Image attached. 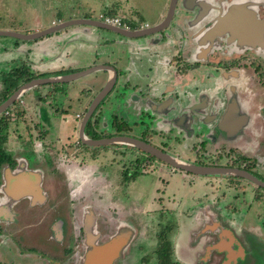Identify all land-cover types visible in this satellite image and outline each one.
<instances>
[{
	"label": "flooded vegetation",
	"instance_id": "af4514ba",
	"mask_svg": "<svg viewBox=\"0 0 264 264\" xmlns=\"http://www.w3.org/2000/svg\"><path fill=\"white\" fill-rule=\"evenodd\" d=\"M170 1L153 23L134 21L122 11L118 15L126 22L123 26L112 25L110 30L91 26L101 31L93 42L83 38L89 31L67 40L57 38L60 30L29 39L0 35L15 39L0 43H17L6 46L5 54L20 48V43L117 45L116 53L104 47L97 50L94 59L103 62L64 73H80L76 79L87 80L101 72L107 80L101 84L96 79L93 86L99 89L92 87L81 95L62 93L60 86L68 88L70 81L47 90L45 84L34 88L40 108L63 100L70 107L76 103L75 113L64 112L74 136L55 137L51 145L46 137L30 136L37 153L33 167L21 154L28 149L26 145L16 148L15 155L9 146L15 164L5 165L0 173V264H81L87 250L88 222L94 224L99 245L121 233L126 236L113 264H226L228 249L215 245L232 242L235 253L242 254L231 264H264V237L254 224L261 214L251 212L254 203L264 199V187L235 173L264 182V52L224 39L198 43L185 25L194 23L200 8L186 9L191 3L177 0L176 13L171 12L170 18ZM234 1L239 0H215V12L194 26H212L215 13ZM251 2L264 19V0ZM102 14L38 22L25 32L10 26L0 31L40 34L71 20L103 22ZM77 25L85 24L64 30ZM29 58L0 76V105L25 83L52 77L36 75L30 70L35 63ZM225 70L236 71L227 79L226 72L221 77ZM24 98L14 102L25 105L23 109L7 114L8 108L0 114V120L8 121L5 133L21 119L25 132H38L27 117L30 110ZM166 107L171 120L164 122ZM37 112L36 108L32 111ZM105 113L110 114L111 124ZM87 118L85 138L105 144L82 141L81 127ZM144 146L168 156L170 162ZM40 147L46 150L39 153ZM180 163L231 173L196 174L174 166ZM179 176L190 178L188 184L196 182V177L205 179L202 195L195 197L200 192L195 188L184 193L172 181ZM220 216L238 230L228 227ZM225 230L231 242L225 241Z\"/></svg>",
	"mask_w": 264,
	"mask_h": 264
},
{
	"label": "water",
	"instance_id": "95a60500",
	"mask_svg": "<svg viewBox=\"0 0 264 264\" xmlns=\"http://www.w3.org/2000/svg\"><path fill=\"white\" fill-rule=\"evenodd\" d=\"M185 3H191L190 8L187 7L186 9L194 10L195 8H200L197 16L195 17L194 23L195 24H201L202 19L210 16L212 13H214L215 9L213 8L216 6L215 0H181ZM251 0H239L234 1L230 3L226 10L224 8H221L220 10L215 13V16L212 19L213 25L210 27L203 26L202 28L198 29L197 25L194 26V23L190 21L188 25H185V29L188 30L191 39L196 40L198 43H217L219 39H224L228 43H238L241 47L244 45H249L250 47H258L262 49L264 52V19L259 18L256 10H254L251 6ZM177 4V0H171L169 5V13L168 17H172L169 14L172 12L173 14L176 13L175 5ZM211 8L213 10H211ZM75 24H88L91 26H95L101 29L110 30L112 25L106 24L105 22H100L99 20L95 19H77V20H71L67 22H63L60 24L61 26L58 28H52L47 31H42V33L37 34L35 32H31L29 34L26 33H15L13 31H0V35H10V36H16L20 38H34L41 35H44L46 33H51L54 31H62L64 30V27H68L69 25H75ZM190 25V28H189ZM198 29V30H197ZM195 30V31H194ZM203 48H206L203 46ZM30 54V52H28ZM93 70H90L88 72H91ZM236 70H229L224 71L221 73V77L225 76L228 79V77H231L232 73H234ZM80 77V73H73V74H63L62 76L53 75L52 77L45 78V79H35L28 83H25L23 86L19 87L6 101H4L0 105V114L7 110L15 101L20 99L25 93L28 91L34 89L35 87L44 85V84H55V83H66L69 81H72L76 78ZM114 83L112 84V86ZM111 86V87H112ZM110 87V88H111ZM107 89V87H106ZM149 104V102H148ZM261 104V101L258 103ZM263 113H264V95H263ZM168 105V104H167ZM166 105V106H167ZM154 105H151V107ZM169 107H166V112L163 115L162 118L164 122H167L171 120L170 117V110H168ZM90 116V115H89ZM89 118V117H88ZM88 118L83 121L82 127H81V133L80 137L82 138V141L85 144H105L103 141H92L87 140L84 135V128L88 121ZM264 120V118H263ZM121 141H128L127 139H121ZM133 143V141H132ZM138 146H143L138 142H135ZM145 149L149 150L150 152L156 154L159 158L170 162V158L164 154H161L159 152H156L154 148H149L147 146H144ZM178 168H182L185 170H189L191 172H194L196 174H210V173H231L230 171L226 170H208L206 171V168L202 169H196L190 165L180 163L177 165ZM236 174L245 176L252 180L255 184L261 185L264 187V182L259 180L258 178L250 175L246 176L244 173L240 171H235ZM94 224L93 222H88L86 224V230L88 234L87 238V250L84 258L82 259L81 264H113L114 256L117 253V250L119 249V244L123 241L124 237H126L124 234H119V236L113 237V239L109 242H107L104 245H99L97 242V234L93 230ZM229 259L226 260V264H231L235 257L234 255H228ZM237 262V261H235Z\"/></svg>",
	"mask_w": 264,
	"mask_h": 264
},
{
	"label": "rangeland",
	"instance_id": "374dc122",
	"mask_svg": "<svg viewBox=\"0 0 264 264\" xmlns=\"http://www.w3.org/2000/svg\"><path fill=\"white\" fill-rule=\"evenodd\" d=\"M166 2H168V0H0V29L10 26L16 29L17 31L20 30L19 32H22L21 30L25 32L24 30L25 28H32L30 26L36 25L38 22H47L49 24L52 20L58 21L60 20V18H65L68 14H73L75 12H79L80 15L82 16L89 15L90 17L91 16L99 17L101 13L108 14L110 12L109 10L111 9L110 6H114L117 12H122V11H127V10L134 12V14L138 16V17H135V19L147 20L148 22L153 23L154 21L158 19L157 16L161 12L160 11L161 5L165 4ZM105 4L108 5V7H105ZM122 6L124 8H122ZM1 40L13 41L15 39L13 37L0 36V41ZM25 44L29 45L30 43L29 44L23 43V45ZM10 45L12 47H15L17 43H0V53H2L0 56V68L3 69V70H0L1 77H3L4 74L7 75L13 68L18 67V66L21 67V60L26 57V54H28L27 50H25V52L24 51L19 52V47L14 52H11L10 54H5L3 52L4 47L10 46ZM28 56H30V54ZM30 70H33V69H30ZM54 85L55 84L53 85L45 84L44 86L45 90H47L48 88H52V87L55 88ZM24 100H25V104L26 102L27 104L29 103L28 96H26ZM63 103H66V102H63ZM60 104L61 102L53 103L51 105L56 107V106H60ZM63 105L64 106L62 107L65 108V111L67 109L70 113H75L74 112V110H76L75 104L73 105L74 107L73 106L70 107L71 105L69 104L67 105L63 104ZM24 106L25 105L21 103L19 104V102L13 103L9 107V111H11L12 114H15L16 109L18 110L21 108L23 109ZM46 108L47 106H43V109H42L43 114H45ZM21 112L23 113V111ZM120 114L123 115L122 112H120ZM34 115L36 114H33V117ZM59 115L61 116V114ZM104 115L107 118H109L108 121L111 124L110 114L105 113ZM52 116L53 115L50 114L47 117L51 119V122L53 123L54 121L52 119ZM27 117L31 118V112L27 114ZM28 124H31L29 120H28ZM22 125H24L22 122V119H21V122L18 124L11 123L9 125V130H7L9 131L8 139L3 146V150L5 151V153H7V155L9 152H10L9 154H12V151L9 150V146L11 149H13V147L16 146V140H13L14 139L13 136L14 137L17 136L16 131H21L22 136H21L20 141H23V144L28 147V149L25 151H22L21 154H23L26 157V160H28L29 162V166L33 167L36 165L37 153L34 152V149L36 147L33 145V149H32V145L29 140H30V136H35L36 134H34V132L30 134L25 132V129L21 127ZM66 126H68L69 129H70V126L72 128V124L70 120L68 121ZM17 127H21V128H17ZM109 127H111V125ZM45 129H46V133H45L46 140L50 144L52 143L53 138L57 136L58 130L55 127H47ZM73 136L74 134L72 130L70 129L69 137H73ZM17 146L23 148L21 145L20 146L17 145ZM45 150L46 148L44 147L38 148L39 153L40 152L43 153ZM16 151H17L16 149L13 151L14 155L16 154ZM43 159L47 160L48 157L43 156ZM40 167H43V165H40ZM189 179L190 178H188L187 180H184L179 176L176 179H173L172 181L175 185H180L184 193H186V191L190 192V188H195V189H198V191H200V192H196L195 197H197L198 195H202L201 192L205 189L204 188V183H206L205 179H203L202 177H199L200 179L199 182L191 181V183L188 184L190 181ZM175 188L176 187H174V189ZM207 189H209V187ZM233 193H235V191L230 192L231 195ZM232 200L235 202L234 199ZM256 202L252 206L251 212L257 213L259 215L261 214V218L258 221H256L254 224L259 226L258 229L262 232L263 237H264V199H261L259 203H256ZM232 207L238 208L239 205L234 204L232 205ZM237 216H241V215H237ZM220 219H223V221L227 224L228 227L234 229L235 231L238 230L236 225H233L231 222H228L229 219L225 218L224 216H220ZM258 236L254 235V237H258ZM258 239L261 240V237H258ZM253 258H255V256ZM259 262L261 264L262 261H259ZM246 263H249L248 259L246 260Z\"/></svg>",
	"mask_w": 264,
	"mask_h": 264
},
{
	"label": "crops",
	"instance_id": "0c3cea01",
	"mask_svg": "<svg viewBox=\"0 0 264 264\" xmlns=\"http://www.w3.org/2000/svg\"><path fill=\"white\" fill-rule=\"evenodd\" d=\"M167 3L168 2L161 5L160 11H162L163 9H165L167 7ZM122 8H124V7L122 6ZM127 12L130 16H132L131 18H133L134 21H138V19H135V17H138V16L136 14H134V12H131L128 10H127ZM70 17L90 18L89 15H83L82 16V15H80L79 12H75L73 14H68L65 18H60V19L65 20L66 18L68 19ZM82 31H89V32L84 33L88 36L83 35V36H86L83 38L89 40L90 42L96 41L98 36H100L98 34L101 33L100 30H98L94 27H91V25L85 24V25H81V26H78V25L77 26H71L68 29H65L63 31H59V33H58L59 35L57 36V38L61 39V40L72 39L76 33L78 34ZM54 38L56 39L55 35H54ZM20 45L21 46L19 48V52H21V51L25 52V50L30 52V56H28L29 54H26V57L22 60H25L28 57H30L29 58L30 62H32L33 64L35 63V69H33L35 71L34 73L36 75L47 74L50 76L60 75V74L68 73L71 71H77V70L82 69L86 66H91V65L97 64L99 62L101 63V62H103L102 60H100L98 58L94 59V56L97 55V50L100 47H104V48L110 49V51L116 53L115 47L117 46L116 43H115V45H106L104 43H30L29 45H27V44L23 45L20 43ZM4 49H5V47H4ZM74 49H76V51ZM96 79H98V81ZM106 80H107V76L105 74H103L101 72H96L95 74H92L91 77H88L87 80L76 79V80L70 81L68 88L65 87V84L62 85L61 91H62V93H69L70 92V93H73L74 95H81L86 91V89H89L92 87L99 89L98 85L93 86L95 81H97V83L100 82L101 84L102 83L105 84ZM61 84H63V83H61ZM66 88H67V90H66ZM25 94L26 95L24 97L28 96L29 103L27 104V102H26V106L30 110V111L28 110L29 111L28 113L31 112V119L33 120V121L31 120V122L35 125V127H37L36 131H38V132H34V134H38L39 136L46 137V135H45L46 129L45 128L55 127L58 130L57 136H55V137L69 136V127L66 126L68 121H65V119H66L65 118L66 114H64L65 108L62 107V110H59L58 109L59 106L55 107V106L50 105L51 107L48 106L45 110V114H43V112H42L43 108H40L39 107L40 104L36 103V98L38 97L39 94H37V92L34 89L28 91ZM90 99H91V97L85 99V102H89ZM63 102L67 103V101L63 100V101H61V104H60L61 106H64L63 104H66ZM73 104H75V106H77L76 103H73ZM34 108H36L38 112H37V115H34V117H32V114H33L32 111L34 110ZM50 114L53 115L52 116V119L54 121L53 123L51 122V119H49L47 117ZM59 114H61V116H59ZM26 120H29V119H26ZM70 128H71V126H70ZM21 136H22L21 131H18L17 136H15V137L13 136V138H14L13 140H16V146L13 147L14 149H16V148L18 149L17 145H21V144L24 145L23 141H20ZM13 144H15V143H13ZM199 181H200L199 177H196V182H199ZM225 231H227V230H225ZM226 233H227V235L225 236V241L231 242L232 241L231 238L228 237L229 236L228 233H230V232L227 231ZM215 247L219 248L220 250L228 249L227 251L229 252V254L234 255V257L242 254L241 251L238 253H235L236 251L234 250L233 242L231 244L227 243V245H223L222 243H218L215 245Z\"/></svg>",
	"mask_w": 264,
	"mask_h": 264
},
{
	"label": "trees",
	"instance_id": "16d2710c",
	"mask_svg": "<svg viewBox=\"0 0 264 264\" xmlns=\"http://www.w3.org/2000/svg\"><path fill=\"white\" fill-rule=\"evenodd\" d=\"M110 15H118L119 13L115 10L114 6H110ZM28 80V79H27ZM8 124V121L3 122V120H0V173L1 170L3 169V167L5 165L10 164L11 166H13L15 164V161L12 158V154L7 155V153H5V151L3 150V146L5 144V142L8 139V134L5 133L6 128H4L5 125Z\"/></svg>",
	"mask_w": 264,
	"mask_h": 264
},
{
	"label": "built area",
	"instance_id": "2783aa9c",
	"mask_svg": "<svg viewBox=\"0 0 264 264\" xmlns=\"http://www.w3.org/2000/svg\"><path fill=\"white\" fill-rule=\"evenodd\" d=\"M100 19L103 22L110 24V25H114V26H123L126 23L124 19L119 15L102 14ZM6 113L9 114L10 111L7 110Z\"/></svg>",
	"mask_w": 264,
	"mask_h": 264
}]
</instances>
